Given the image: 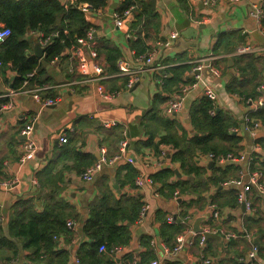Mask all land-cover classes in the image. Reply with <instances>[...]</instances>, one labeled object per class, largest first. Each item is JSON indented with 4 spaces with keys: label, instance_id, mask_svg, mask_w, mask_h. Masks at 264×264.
<instances>
[{
    "label": "crops",
    "instance_id": "obj_1",
    "mask_svg": "<svg viewBox=\"0 0 264 264\" xmlns=\"http://www.w3.org/2000/svg\"><path fill=\"white\" fill-rule=\"evenodd\" d=\"M57 1L64 9L73 6L68 0ZM122 1L109 0L97 7L85 2L88 10L82 11L89 23L86 36H77L76 44L66 47L55 60L44 61V52L42 57L35 55L43 71L36 69L35 78L28 84L19 80L11 61H0V101L5 102L0 104V236L11 239L0 241V264L47 263L44 254L36 262L29 260L31 250L11 235L9 222L15 204L24 200L31 201L38 211L56 202L58 212L66 215L70 232L54 238L55 251L65 250L69 264H80L76 259L81 245L94 240L84 231L93 208L118 202L126 206L125 214L134 209L138 214L118 219V224L130 230L128 244L109 247L105 240L100 245L99 251L113 264H152L155 260L159 264H207V259L210 264H264V196L253 186L244 191L252 174H262L264 181V120L254 115L264 107L260 102L264 100V18L258 21L251 16L253 4L260 3L264 9V0H217L213 6H205L201 0H156V4L145 0L149 12L141 22L148 23L147 30H141L146 42L142 53L133 46L140 30L132 25L136 11L122 29L114 24L113 14ZM136 2L142 7L140 0ZM91 31L92 38L85 40ZM258 33L263 38H257ZM55 35L57 32L51 36ZM43 36L38 28L26 32L25 39L31 45L28 52L36 54ZM80 39L85 42L80 43ZM243 44L252 46L253 51L236 53ZM107 46L118 51L116 70L108 61ZM75 49L86 59V74L81 71ZM149 55L154 56L153 65L160 68L138 73V80L128 88L130 78L119 73L120 63L136 70ZM199 59L213 63L219 74L204 70L202 79L185 96L182 109L173 116L166 115L163 107L182 85L193 82V67ZM86 78L88 81H84ZM243 80L248 93L255 82L259 83L253 99L233 88V81ZM41 86L48 87L42 90L44 96L58 98L56 104L43 105L27 92L13 93ZM101 88L121 93L105 99ZM207 89L216 93L215 99L209 98L210 114L229 113L234 121L229 133L237 135L239 141L230 151L216 153L233 156L224 162L212 158L211 151L196 149L194 162L199 173H187L181 162L172 160L179 149L174 141L189 144L198 135L190 109L203 97L208 98ZM153 112L156 114L152 116ZM103 121L113 123L106 127ZM26 124H33L31 137L37 148L33 158L22 163L20 147ZM63 135L67 142L61 141ZM123 138L128 144L124 158L103 166L92 181L84 180L80 174L100 158L102 147L109 156L122 153L119 144ZM218 142L216 139L215 144ZM222 145L229 146L225 141ZM165 169L172 171L166 181L175 186L173 190L154 179ZM222 171H227L223 178L211 180L222 176ZM140 175L144 177L142 186L136 183ZM11 181L15 183L4 185ZM178 181L196 185L199 192L182 190ZM240 193L253 202L251 210L239 202ZM212 204L218 208V218L213 215ZM145 205L148 207L142 216ZM170 215L173 221L168 220ZM188 215L190 221L185 223ZM198 218L202 219L196 225ZM68 220L74 222L72 228ZM165 223L180 229L164 230ZM197 226L213 234L204 244L203 231H195ZM178 235L185 236L186 245L171 256L168 250L175 246ZM254 248L256 257L252 260L250 252Z\"/></svg>",
    "mask_w": 264,
    "mask_h": 264
},
{
    "label": "trees",
    "instance_id": "obj_2",
    "mask_svg": "<svg viewBox=\"0 0 264 264\" xmlns=\"http://www.w3.org/2000/svg\"><path fill=\"white\" fill-rule=\"evenodd\" d=\"M78 1V4L71 6L69 9H64L57 0H0V28L9 27L12 30L10 37L0 44V61L3 63L11 61L19 73V80L29 79L30 82L35 78L36 69H40L39 73L43 71L40 59L34 53L28 52L31 45L29 40L25 39V35L29 29L38 28L44 32L45 36H51L57 32L51 42L44 47V61L55 60L66 47L76 44L77 36H86L89 23L80 5L87 2L91 7H97L106 5L109 0ZM128 1L130 0H123L120 8ZM140 2H142V7L139 4L135 20L132 22L133 27H140L137 32V39L133 44L138 53L146 50V42L141 36V30H147L148 23L143 24L141 22L145 17L147 18L146 12H149L146 9L149 8V5H144L146 1L140 0ZM144 35L147 36L146 31ZM104 49L112 70H116L118 51L108 46ZM241 60L242 58L239 61ZM33 71H35L34 76L29 78V73ZM172 72L174 74V69H172ZM180 78L181 76L178 79ZM244 83H246V80L242 82L233 81V88L241 94L246 93V97L253 99L257 94L259 83H254L250 93L243 89ZM3 102L1 100L0 104ZM211 107L212 101L206 97L195 103L190 109V119L198 135H194L189 144L174 141L179 149L173 154L172 160L181 162L182 166L186 167L187 173L193 171L199 173V168L196 167L194 162L196 149L201 152L211 151L215 154L227 152L239 141L237 135L229 133V128L234 125L231 115L223 111H217L215 115H211L209 112ZM155 114L156 112H153L152 116ZM254 115L264 120V107L256 110ZM163 122L166 123L165 120ZM173 123L175 125V122ZM216 139L219 140L218 144H215ZM165 140L169 141L167 138ZM224 141L229 146L222 145ZM225 173L227 171H222V176L211 180L223 178ZM170 175H172L171 169L160 170L154 175V179L173 190L175 186L166 181V178ZM177 186H180L182 190L192 188L199 192L196 185H189L187 181H178ZM134 202L133 205L137 206ZM15 205V212L9 222V229L12 236L23 242L25 249L31 250V254L28 256L29 260L36 262L44 254L47 256L46 264H69L68 253L65 250L55 251L57 240L54 237H58L64 231L65 233L70 232L66 228V215L58 212L57 203L50 204L49 207L46 205L43 211L34 208L29 200L19 201ZM124 208L126 206L120 204V202L113 206L106 204L93 208L90 218L85 223L84 231L94 240L81 245L78 253L80 264H106V262L113 264L112 261L102 255L99 247L105 240L109 247L129 243L130 230L126 225L118 224V219L121 215L131 218L138 212L137 209H134L131 213L125 214ZM1 228L0 225V233ZM179 229V226L167 223L164 226V230L168 231ZM9 240L11 239L4 234L0 236V241L3 243H7ZM11 248H14V243L11 244Z\"/></svg>",
    "mask_w": 264,
    "mask_h": 264
},
{
    "label": "built area",
    "instance_id": "obj_3",
    "mask_svg": "<svg viewBox=\"0 0 264 264\" xmlns=\"http://www.w3.org/2000/svg\"><path fill=\"white\" fill-rule=\"evenodd\" d=\"M68 1L71 3V5H76L78 0H68ZM143 1H145V0H143ZM146 1H149V0H146ZM201 1H202L203 5H205V6H213L217 3V0H201ZM233 1H238V0H233ZM80 8L83 11H86V10H88V5L83 3L80 5ZM137 8H138L137 2L132 1V2L126 3L124 6H122V8L115 11L113 14V20H114L115 26L118 29H122L127 24V22H130L132 20L133 15L135 14V11L137 10ZM251 16L254 17L255 19H257L258 21H260L261 19L264 18V9L260 3L253 4L252 9H251ZM259 26H261V25L259 24ZM92 33L93 32L91 31L89 33L88 38L85 40L91 39ZM263 33H264V31H263ZM11 34H12L11 28H9V27L0 28V44L5 42L7 40V38L10 37ZM52 38H53V36H43L40 40V45L42 47L47 46L51 42ZM85 40L80 39L79 42L84 43ZM74 48H76V46H74ZM252 51H253L252 46L247 45V44L240 45L236 49V53H238V54H247V53H250ZM75 52H76V49H75ZM76 55L79 57V65H80L82 73H84V74L88 73L85 57L82 54H80V52H76ZM211 57H214V56L211 55ZM210 61H213V60H210ZM206 62H209V61H205L204 59L197 60V62L195 63V65L193 67V72H194L193 73V82H189V83L182 85L181 88L168 99L165 106L163 107L164 113L166 115L173 116L174 114L178 113L182 109L185 96L193 88H195L196 85L198 84V82L202 79V72L204 70L208 69L209 71H211L217 75L219 74V70L217 69L216 66H214L213 63H206ZM153 63H154V56L153 55H149L148 57H146L144 60V64L141 65L136 70L130 68L127 63L121 62L120 66H119V69H120L119 73L126 74L130 78V80L128 81L126 86L128 88L133 87V85L136 83V81L139 78L138 73L143 72V71H148L150 69L160 68V66L153 65ZM94 68L98 71L101 70V67L96 66ZM34 74H35V71L29 73L28 77L31 78L32 76H34ZM28 81H29V79H26L25 84H28ZM84 81H88V79L86 78ZM47 88H48L47 86H41V87L35 88V89H22L19 91H13V93L15 94L17 92H27V93L31 94L37 101L42 102L43 105H46V106L54 105L57 103L58 98H51L48 96H44L42 94V90H46ZM100 93H101L102 97L105 99H114V98L118 97L121 92L119 90L109 91V90H104L103 88H101ZM205 95L211 99L216 98V93L211 89H207L205 91ZM260 102L264 103V100H260ZM211 113L214 114V110H212ZM112 123L113 122H111V121H103V124L106 127L110 126ZM257 123L255 124L256 127L259 124V123L258 124ZM32 131H33V124H26L24 130L22 131V133L26 136L24 141L22 142L21 147H20V151H21L20 162H22V163L33 158V156L36 152L37 144H36V141L34 139H32V137H31ZM61 141L67 142L68 138L65 135H63L61 137ZM127 145H128L127 140L125 138H123L119 144V147H120L122 153L121 154H115L113 156H109L107 149L105 147H102L100 150V158L98 160H96L94 163H92L91 165H89L80 174L81 177L86 181H92L95 174L98 171H100L103 166H105L107 164H114L117 161L122 160L124 158V155H125L126 150H127ZM163 154H165V153H163ZM210 156L212 158L217 159L219 162H224L228 159H233V156H231V155H218V154H215L214 152H211ZM127 159L130 162L133 161V158L128 157ZM150 182H152L151 179H150ZM238 182L239 181H237V183ZM13 183H15V182H13V181H11L9 183L4 182V185L10 186ZM136 183L138 186H142L144 184V177L141 175L138 176V178L136 179ZM252 186L257 189L259 194L264 196V181L262 180V174H258V173L252 174L250 176L248 184L244 187V191L245 192L250 191L252 189ZM238 199H239V202L243 203V205L248 210H251L253 208V202L248 199V196L245 195V193H240L238 195ZM147 207H148V205H145L143 207V210L141 213L142 216L145 213ZM212 207H213L214 217L218 218L220 214H219V211H218L216 204H212ZM190 218H191V215H188L184 219V222L188 223L190 221ZM168 220L173 221L174 217L172 215H170L168 217ZM67 225L72 228L74 225V222L72 220H68ZM202 233L203 234L201 236V244H204V242L206 240L205 233H210V231L204 230ZM190 244H193V241H191ZM185 245H186L185 236L184 235H178L177 239H176L175 246L171 250L170 249L168 250L169 255H171V256L177 255L180 251H182V249L185 247ZM250 257L252 260L255 259V257H256L255 248L252 249V251L250 252ZM76 262L79 263V258L76 259ZM205 262L207 264L212 263L210 259L205 260ZM152 264H159V261L155 260L152 262ZM251 264H254V262H252Z\"/></svg>",
    "mask_w": 264,
    "mask_h": 264
},
{
    "label": "water",
    "instance_id": "obj_4",
    "mask_svg": "<svg viewBox=\"0 0 264 264\" xmlns=\"http://www.w3.org/2000/svg\"><path fill=\"white\" fill-rule=\"evenodd\" d=\"M150 2H151L152 4H156V0H150ZM258 34H259V33H258ZM260 37L263 38L261 34H259V37H257V38H260ZM261 38H260V39H261ZM261 40L264 41V39H261ZM43 52H44V48H43L40 44H38V45L36 46V51H35L36 54H35V55L38 56V57H42ZM201 219H202V218H198V219H197V221H196V225H199V224H200ZM195 231H197V232H202V231H204V230H203L202 228H200V226H197V227L195 228ZM205 235H206V237H212V236H213V234H211V233H205ZM216 238H219V236L216 235Z\"/></svg>",
    "mask_w": 264,
    "mask_h": 264
}]
</instances>
